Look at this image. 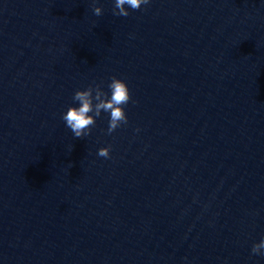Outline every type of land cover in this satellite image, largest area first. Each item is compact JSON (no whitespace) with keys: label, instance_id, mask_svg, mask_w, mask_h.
<instances>
[{"label":"clouds","instance_id":"obj_1","mask_svg":"<svg viewBox=\"0 0 264 264\" xmlns=\"http://www.w3.org/2000/svg\"><path fill=\"white\" fill-rule=\"evenodd\" d=\"M95 2L96 0H93V13L101 16L103 9L95 6ZM149 3L150 0H114L112 12L114 16L127 17L130 15L129 9L137 11ZM107 87L109 92H105L100 84L89 85L84 90L74 92L72 99L79 106H69L67 111L61 115V119L71 130L74 138H84L90 135L96 119L101 116L102 112L109 113L108 134L128 123L124 106L129 103L131 96L127 83L113 76ZM110 148L111 146L100 148L97 155L109 158ZM251 254L264 256V237L252 245Z\"/></svg>","mask_w":264,"mask_h":264}]
</instances>
